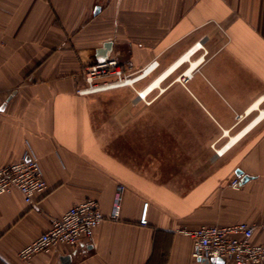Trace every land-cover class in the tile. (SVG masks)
<instances>
[{"label":"crops","instance_id":"crops-1","mask_svg":"<svg viewBox=\"0 0 264 264\" xmlns=\"http://www.w3.org/2000/svg\"><path fill=\"white\" fill-rule=\"evenodd\" d=\"M110 58L130 77L159 65L132 85L79 94L85 68ZM172 92L205 118L188 126L205 132L200 146L208 151L184 191L132 162L160 160H138L134 148L144 151V116ZM263 112L264 0H0V166L34 154L47 182L32 204L18 189L0 195V264H223L192 257V241L178 231L185 225L248 222L257 226L254 241L264 242ZM119 125L125 158L106 133ZM237 168L251 177L242 180ZM234 177L239 188L230 185ZM88 198L105 216L93 237L19 258L53 218Z\"/></svg>","mask_w":264,"mask_h":264},{"label":"built area","instance_id":"built-area-1","mask_svg":"<svg viewBox=\"0 0 264 264\" xmlns=\"http://www.w3.org/2000/svg\"><path fill=\"white\" fill-rule=\"evenodd\" d=\"M159 65L152 62L143 72L130 77L116 58H110L90 65L84 70L86 86L78 89L79 94H88L108 90L119 86L132 85L134 81L148 75ZM133 80L126 83L128 79ZM240 178L234 177L230 185L240 187ZM125 186L120 184L114 198L110 219L118 220L121 209L122 192ZM18 189L27 203L47 189L38 158L26 154L23 159L0 166V195ZM148 202L143 204L140 221L147 222ZM105 218L100 204L95 198H88L72 205L60 217L53 218L50 227L38 235L19 252V258L28 262L40 252H48L59 244L77 246L83 238H91L95 228ZM257 226L248 222H236L226 225L202 224L182 226L179 232L193 243L192 257L197 260L219 259L223 264H264V242L254 241Z\"/></svg>","mask_w":264,"mask_h":264},{"label":"rangeland","instance_id":"rangeland-1","mask_svg":"<svg viewBox=\"0 0 264 264\" xmlns=\"http://www.w3.org/2000/svg\"><path fill=\"white\" fill-rule=\"evenodd\" d=\"M147 76V75H146ZM173 90V89H172ZM174 92L159 100L158 105L151 108L150 113L144 119L148 124L144 131L142 146L134 148V155L146 159H160L157 162H137L134 156V167L153 175L159 182L177 189L186 190L195 181L189 175L191 170H203V159L207 154L205 147L200 146V140L204 137V131H191L188 126L193 118L198 122H204L205 118L199 114H190L191 107L187 98ZM178 96V97H177ZM149 101V100H148ZM124 122L123 120H121ZM119 122V121H118ZM114 130L107 131L111 138L117 140V152L123 158L129 149L126 143V131L124 127L116 126ZM135 138H141L142 131H135ZM148 146V147H147ZM209 154V153H208ZM131 160V155L127 154Z\"/></svg>","mask_w":264,"mask_h":264},{"label":"bare ground","instance_id":"bare-ground-1","mask_svg":"<svg viewBox=\"0 0 264 264\" xmlns=\"http://www.w3.org/2000/svg\"><path fill=\"white\" fill-rule=\"evenodd\" d=\"M197 47H199V48L202 47V44L199 43L198 46H196L194 49H192L190 52H188L186 55H184L182 58H180V59H179V60H178L173 66H171V67H170L169 69H167L164 73H162L161 76H160L158 79H156L153 83H150L149 86H147V87L144 88L141 92H139V95H141V97H144V98H145L146 95H147V92H148V91L152 90L154 87H157L158 84H159V82H160L162 79L166 78V76H168L170 73L174 72V71L178 68V66H179L180 64H182V62L188 60L189 57H190V55L194 52V50H195ZM198 62H199V61L193 62L192 65H191V67H189V68H187V69L185 70V74H186V75H190V74H191V70H192V69L198 64ZM132 81H133V80H131V79L129 78L128 81H127L126 83H130V82H132ZM256 105H257V104H256ZM256 105H255V106H256ZM263 115H264V112L262 113L261 116H263ZM239 136H240V135H239ZM239 136H237V137H233L231 143L235 142V141L239 138ZM226 148H227V147L222 148L220 151H218V153L223 152Z\"/></svg>","mask_w":264,"mask_h":264},{"label":"water","instance_id":"water-1","mask_svg":"<svg viewBox=\"0 0 264 264\" xmlns=\"http://www.w3.org/2000/svg\"><path fill=\"white\" fill-rule=\"evenodd\" d=\"M98 9V8H97ZM236 173L238 174V175H243L242 177V180H246V179H248L249 177H251V176H249V175H247V174H244V171L242 170V169H240V168H237L236 169ZM67 258H69V257H67ZM203 261H205V262H209V260L208 259H204ZM211 262H219V263H222L221 262V260H219V259H215V258H212L211 260H210Z\"/></svg>","mask_w":264,"mask_h":264}]
</instances>
